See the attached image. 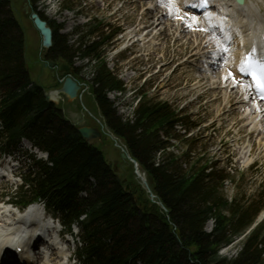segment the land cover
I'll return each mask as SVG.
<instances>
[{"label": "trees", "instance_id": "16d2710c", "mask_svg": "<svg viewBox=\"0 0 264 264\" xmlns=\"http://www.w3.org/2000/svg\"><path fill=\"white\" fill-rule=\"evenodd\" d=\"M29 1L54 32L48 61L73 67L76 59L90 60L93 95L106 125L125 143L166 208L149 201L141 188L132 186L127 193L102 149L88 144L62 110L46 101L26 68V38L13 2L0 0V134L13 145L25 139L48 155V162L36 164V176L25 181L22 199L31 195L59 214L69 230L80 227L79 264H264V222L245 237L237 257L219 255L252 228L264 210V192L246 204L243 198L229 201L220 190L230 177L216 163L199 160L184 170L183 158L169 152L171 139H184V158L190 159L189 135L197 126L168 103L140 96L133 120H123L108 95L126 88L102 62L118 30L105 36L98 24L71 45L39 11L42 0Z\"/></svg>", "mask_w": 264, "mask_h": 264}, {"label": "rangeland", "instance_id": "374dc122", "mask_svg": "<svg viewBox=\"0 0 264 264\" xmlns=\"http://www.w3.org/2000/svg\"><path fill=\"white\" fill-rule=\"evenodd\" d=\"M152 2L146 0V2L139 4L137 0H42L39 4V10L50 23L61 28V34L68 38L71 45H77L79 42L78 35L87 33L92 26L98 24L101 25L100 28H103L105 36L121 28L126 31L125 35H119L109 45L102 57V62L107 64L108 69L123 82L126 88L124 93L112 92L109 95V99L115 104L118 114L122 117L129 116L136 107L140 96H146L155 102L168 103L178 114L188 116L191 122L197 126L189 135L193 139L190 159L184 158L188 146L184 139H171L170 152H173L176 157L183 158L184 170H189L199 160H203L202 164L216 163L217 169L226 171L230 177V181L223 184L220 195L229 201L235 197L243 198V203L246 204L258 196L260 192H264V149L262 146L258 147L264 144L263 136L253 141L250 137V128L246 129L239 121L240 114L228 113L230 111L229 105H224L223 101H214L219 97L217 96L219 93L212 90L210 83L200 82L201 76L207 73L206 70H199V68L206 62L205 52L212 51L213 45L204 50L200 56L191 59V56L196 54L195 45L190 44L189 41L191 35L186 38H177L170 33L168 35L159 34L160 31L164 30L165 26L162 25L163 27H159L154 32V34L158 32L156 39H153L155 41L145 45L133 43L134 46L125 50L131 44L126 39L135 28L144 27L143 31L146 34L150 33L148 26L151 12L146 9L150 7ZM163 4L165 6L168 2L165 1ZM15 13L24 27L26 59L32 79L47 90H55L53 88L54 80L49 78V71L43 68L40 62L41 38L39 34L31 28L32 25L28 27L30 24L27 20L28 26H25L27 22L17 9H15ZM179 18L174 16V23ZM184 20L185 25L190 24L188 18ZM137 30L140 31L141 29L137 28ZM139 31L134 33H141ZM203 43L205 45L207 40H204ZM215 49L221 50L219 46ZM224 53L226 52L221 51L215 56L213 55V58L216 59ZM213 62L219 63V61L215 62L214 60ZM75 66L80 69V81L91 83L94 71L91 68V62L86 59H79L75 61ZM214 77L215 80L219 78L218 75H214ZM90 92L91 90H86L80 102L71 104L66 98L57 102L64 110L65 118L77 127L87 125L98 127L97 120L93 118L102 121L98 106ZM85 106L91 115L85 110ZM219 109L220 112H218ZM178 133L180 136L184 135V131L180 128H178ZM250 140L253 142V152L249 165H246L243 160H240V149L247 147L251 143ZM4 143L5 141L1 140L0 135V155L2 152H6ZM97 146L103 149L107 160L116 167L120 176L124 174V178L128 180L129 184L141 188L133 178V167L130 163L122 160L121 150L113 139L108 137L102 143L98 142ZM7 152L14 156L19 163L13 166V170H18V178L14 181L8 180L4 186L0 187V200L4 202L9 201V198H4L3 195L6 192L14 194L22 185L21 178H26L30 172L35 171L36 162L46 161L43 155L26 143H22L17 148L9 149ZM145 195L149 201L155 203L149 198L147 192ZM40 208L38 206V209ZM263 222L264 211L255 220L251 230ZM206 229L211 232L213 224L207 225ZM73 233H77L73 241L70 236H67V240L70 241L68 246L71 249L67 254H73L72 264H75L74 259H76L75 255L80 240L77 228ZM240 241L241 239L235 245L225 249L223 256L237 257L240 252ZM51 258L55 262L61 261L57 254ZM42 261L44 264V260Z\"/></svg>", "mask_w": 264, "mask_h": 264}, {"label": "bare ground", "instance_id": "6f19581e", "mask_svg": "<svg viewBox=\"0 0 264 264\" xmlns=\"http://www.w3.org/2000/svg\"><path fill=\"white\" fill-rule=\"evenodd\" d=\"M150 1L152 2V0ZM165 1H167L168 4L166 8H163L162 6L164 5L163 3H165ZM185 1L186 0H153L150 8L148 9V11L150 10L151 12L148 26V28L150 29V33H147L145 35H143V33H139L141 35V41L138 40L137 43H139L140 45L152 43V41H155L153 39H156L155 37L158 35V32L155 34L154 32H156L159 27L164 25V30L160 31L159 34L168 35V33H170L174 36H177V38H186L187 36L191 35L189 41L190 44L195 45L196 50V54L192 55L191 59H195L197 56H200L204 50L208 49L210 45H213L212 48L214 49L212 51L205 52V59L207 61L204 62L199 68V70H206L207 73L201 76L200 82L210 83L212 90L215 93H219V95H217L219 97H217L214 101H223L224 105H229L230 111L228 113L240 114L239 121L246 129L250 128V137L251 139H253V141L259 139L261 136H263L262 139L264 141V104L255 101V89L252 87L250 81L245 77L244 71H241V67L239 64V60L242 56L241 50L246 45V43L244 42V38H256L258 34L264 33V0H245V6L240 9L242 14H239L241 17H243V20L239 22L240 27L242 28L241 37L232 40L231 45L222 44L223 42L218 37V30H208L202 25L198 26L197 24L200 23V18L198 16L191 17L192 25L194 26V28L191 25H185L184 19L187 18V15L190 16L189 12L182 7L186 4ZM144 2H146V0H137V3L139 4H142ZM221 5L223 10H225L228 14H234V5L230 1L224 0ZM174 16L180 17L179 19H177V21H175V23L173 21ZM245 21H247L248 26H246ZM204 23L207 24L204 21L201 24ZM219 26L220 28L222 27V25ZM201 27L204 28L205 31L202 30ZM137 28L141 29L140 26H138ZM137 28H135L132 33L137 32ZM224 34L229 38L231 37V33L226 32ZM150 37H152V39H150ZM204 40H207V43L205 45H203ZM217 46L222 47L221 51L224 48L230 49V55L224 54L222 59L220 58L216 60L219 61V63L215 64L212 57L213 55L215 56L216 53L221 52L215 49L217 48ZM214 75L219 76L218 80H215ZM220 111L221 110L219 109L218 112ZM255 136L256 139H254ZM250 141L251 143L247 147H243L240 149V160H243V163L246 165H249L251 161V154L253 152V142L252 140ZM260 146H262V149H264V144H261L258 147ZM38 206L39 205H34L28 215H31L32 212L38 213ZM20 234V232H17L15 234L7 233L5 235L6 237L1 241L0 247H9V245H13L14 240L20 238ZM26 242L27 244L24 245L25 248L30 250H33L34 248V256L32 257L33 262H35V264H43L42 260L45 259L44 254L41 252L37 253L36 251L38 250L37 246H39V243H43L44 240L38 238L37 236H33ZM46 244L44 245L46 246ZM47 252L50 253L48 244ZM50 254L52 255V257L53 255H56L54 254L53 250H51ZM63 260L55 262L50 256L48 263L44 264H64L65 261ZM24 261L26 262V264H32L30 258L29 260L24 258Z\"/></svg>", "mask_w": 264, "mask_h": 264}, {"label": "water", "instance_id": "95a60500", "mask_svg": "<svg viewBox=\"0 0 264 264\" xmlns=\"http://www.w3.org/2000/svg\"><path fill=\"white\" fill-rule=\"evenodd\" d=\"M15 2L22 1L21 11L29 17L34 28L38 31L41 36V46L42 49L48 51L53 46L54 33L53 30L48 26L47 22L42 20V18L34 12L28 0H13ZM46 68L51 70L52 76H56L57 73L65 74V78L62 81V87L56 91H50L45 94L47 102H52L58 104V100L67 98L69 102H74L81 97L80 92L82 91L83 85L73 76V69L66 63H60L59 65L55 62L45 64ZM100 129L95 127H79L78 132L80 135L88 142L90 145H94L97 142L102 143L107 140L108 137L116 142L117 147L121 150V158L123 161L128 162L133 165L134 175L137 182L142 186V188L148 193L149 198L158 204L161 208L165 209L163 203L156 201L157 197L154 195L146 174L144 170L140 167L138 162L130 155L127 147L123 142L115 137L108 128L99 122ZM105 129L107 131H105ZM112 167L111 164H109ZM117 169L115 168L114 171ZM118 182H121V178L116 174ZM123 184L127 183L126 179L122 180ZM130 190V185H127L126 191Z\"/></svg>", "mask_w": 264, "mask_h": 264}, {"label": "snow or ice", "instance_id": "6c2138e0", "mask_svg": "<svg viewBox=\"0 0 264 264\" xmlns=\"http://www.w3.org/2000/svg\"><path fill=\"white\" fill-rule=\"evenodd\" d=\"M202 4L207 7V0H202ZM225 51H227V49H225ZM246 69L252 70L253 77L257 81L258 87L264 90V62L256 61L249 57L242 66L241 71ZM257 72L259 73V76H257Z\"/></svg>", "mask_w": 264, "mask_h": 264}]
</instances>
